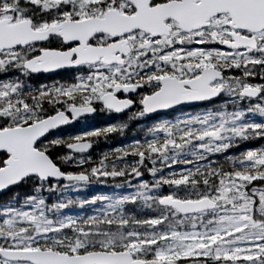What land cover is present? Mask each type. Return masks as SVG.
I'll return each instance as SVG.
<instances>
[{
    "label": "snow or ice",
    "instance_id": "6c2138e0",
    "mask_svg": "<svg viewBox=\"0 0 264 264\" xmlns=\"http://www.w3.org/2000/svg\"><path fill=\"white\" fill-rule=\"evenodd\" d=\"M260 141L264 0H0V264H264Z\"/></svg>",
    "mask_w": 264,
    "mask_h": 264
},
{
    "label": "trees",
    "instance_id": "16d2710c",
    "mask_svg": "<svg viewBox=\"0 0 264 264\" xmlns=\"http://www.w3.org/2000/svg\"><path fill=\"white\" fill-rule=\"evenodd\" d=\"M31 83H38V82H43V78L41 77V79L39 81L36 80H31ZM50 82V81H49ZM108 118H103L102 116L97 115V118H90L89 123L91 124H95L97 126L101 125L102 123H104ZM121 120L125 119L123 117H120ZM142 122L144 123H150L152 121H145L143 120ZM135 122H133L130 127L128 129H126V134L124 137H113L110 138L107 142L105 141H100L98 144L94 145L91 152L93 154V156H96L99 152L102 151H106L108 150L110 147L116 146L118 143L121 142H127L128 140H130L131 138H133L134 136L138 137L140 135H142L141 133V129L136 128L135 127ZM254 146L258 145V142H253ZM88 193H82L80 195H87ZM11 193L6 192L5 194H1L0 195V203H3L4 201H6L9 197H10ZM69 195H77L76 193H69Z\"/></svg>",
    "mask_w": 264,
    "mask_h": 264
},
{
    "label": "rangeland",
    "instance_id": "374dc122",
    "mask_svg": "<svg viewBox=\"0 0 264 264\" xmlns=\"http://www.w3.org/2000/svg\"><path fill=\"white\" fill-rule=\"evenodd\" d=\"M176 115H179V113H175V114H173L172 115V117H175ZM166 118H171V117H166ZM143 121V120H142ZM142 121H139V122H135L136 124H135V127L136 128H139V129H142V128H145V127H147V126H149L152 122H150V123H144V122H142ZM261 144H264V141H260V142H258V145L256 146V147H259ZM145 178H147V177H145Z\"/></svg>",
    "mask_w": 264,
    "mask_h": 264
},
{
    "label": "flooded vegetation",
    "instance_id": "af4514ba",
    "mask_svg": "<svg viewBox=\"0 0 264 264\" xmlns=\"http://www.w3.org/2000/svg\"><path fill=\"white\" fill-rule=\"evenodd\" d=\"M61 71H63V70H61ZM76 73H73V75H75ZM173 114H175V113H172L171 114V116L173 115ZM99 116H102V115H99ZM103 118H107V117H105V116H102ZM123 117V116H122ZM94 118H97V116H95ZM123 118H126V117H123Z\"/></svg>",
    "mask_w": 264,
    "mask_h": 264
},
{
    "label": "water",
    "instance_id": "95a60500",
    "mask_svg": "<svg viewBox=\"0 0 264 264\" xmlns=\"http://www.w3.org/2000/svg\"><path fill=\"white\" fill-rule=\"evenodd\" d=\"M6 193V192H5ZM5 193H3V194H5ZM1 195V194H0Z\"/></svg>",
    "mask_w": 264,
    "mask_h": 264
}]
</instances>
